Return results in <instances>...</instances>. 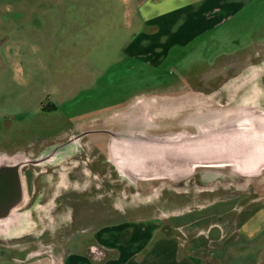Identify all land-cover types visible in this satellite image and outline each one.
<instances>
[{"label": "rangeland", "instance_id": "1", "mask_svg": "<svg viewBox=\"0 0 264 264\" xmlns=\"http://www.w3.org/2000/svg\"><path fill=\"white\" fill-rule=\"evenodd\" d=\"M119 31L118 24L102 30L100 83L63 103L66 118L42 113L0 132V165L23 164V202L0 220V260L88 251L100 225L171 215L255 185L234 160H256L264 21L253 38L233 32L219 36L220 47L197 48L194 40L157 62L120 55L112 63L109 49L130 36ZM120 160H149L150 170L129 171ZM169 160L232 163L173 167Z\"/></svg>", "mask_w": 264, "mask_h": 264}, {"label": "crops", "instance_id": "2", "mask_svg": "<svg viewBox=\"0 0 264 264\" xmlns=\"http://www.w3.org/2000/svg\"><path fill=\"white\" fill-rule=\"evenodd\" d=\"M12 1L11 7H0V132L42 113L66 118L64 102L85 90L94 93L102 76V30L118 24L120 37L130 34L122 46L109 49L112 63L120 55L157 62L172 47L194 40L197 48L204 41L220 47L219 36L233 32L253 38L257 23L264 21V0ZM133 22L139 29L132 34ZM259 45L264 49V41ZM234 161L239 174L255 183L251 188L229 190L171 215L100 225L88 251L1 259L0 264H264V122L256 120V160ZM124 166L139 174L150 170L149 160H125Z\"/></svg>", "mask_w": 264, "mask_h": 264}, {"label": "water", "instance_id": "3", "mask_svg": "<svg viewBox=\"0 0 264 264\" xmlns=\"http://www.w3.org/2000/svg\"><path fill=\"white\" fill-rule=\"evenodd\" d=\"M172 147H174L176 150L178 149L176 144L172 145ZM189 153L190 156H188L190 159L192 153L191 151H189ZM175 161L178 162V160ZM204 161L209 160H180L181 164L186 165ZM22 165L23 164L0 165V220L5 218L13 208L17 207L22 202L23 182L20 173Z\"/></svg>", "mask_w": 264, "mask_h": 264}, {"label": "flooded vegetation", "instance_id": "4", "mask_svg": "<svg viewBox=\"0 0 264 264\" xmlns=\"http://www.w3.org/2000/svg\"><path fill=\"white\" fill-rule=\"evenodd\" d=\"M141 122H142V121H141ZM88 132H90V131H86V132L84 133V135H85V134H88ZM18 163L20 164V162H15L14 164H18ZM4 164H5V163H4ZM22 166H23V165H22Z\"/></svg>", "mask_w": 264, "mask_h": 264}, {"label": "bare ground", "instance_id": "5", "mask_svg": "<svg viewBox=\"0 0 264 264\" xmlns=\"http://www.w3.org/2000/svg\"><path fill=\"white\" fill-rule=\"evenodd\" d=\"M22 202H23V200H22ZM22 202H21V203H22ZM12 210H13V209H12ZM1 220H2V219H1Z\"/></svg>", "mask_w": 264, "mask_h": 264}]
</instances>
